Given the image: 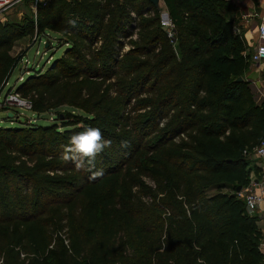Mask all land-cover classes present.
<instances>
[{
  "label": "trees",
  "instance_id": "obj_1",
  "mask_svg": "<svg viewBox=\"0 0 264 264\" xmlns=\"http://www.w3.org/2000/svg\"><path fill=\"white\" fill-rule=\"evenodd\" d=\"M162 1L171 36L148 0H45L30 19H0V91L20 37L61 49L14 89L55 118L3 107L0 264L262 263L257 216L235 190L264 135L245 38L225 0ZM62 106L84 114L68 121ZM87 127L112 146L78 171L64 148Z\"/></svg>",
  "mask_w": 264,
  "mask_h": 264
},
{
  "label": "rangeland",
  "instance_id": "obj_2",
  "mask_svg": "<svg viewBox=\"0 0 264 264\" xmlns=\"http://www.w3.org/2000/svg\"><path fill=\"white\" fill-rule=\"evenodd\" d=\"M159 5L161 6L160 10V20L165 19V12L166 8L164 6V3L162 0H159ZM33 11L34 9L30 6V0H20L16 2L13 6L5 10L1 15V20H12V21H19L22 22L25 19H30L33 17ZM53 37V36H51ZM128 45H125V48H127ZM57 47H53L51 51L48 52V50H45L42 38H36L35 34H29L24 35L20 37L18 40L15 41L13 47H12V54L14 56H18V61L13 69L12 73L10 74L7 83L3 87V89L0 91V123H6L3 119L5 118L4 112L8 109L3 108L10 107V109L15 111V114L19 115L21 119L27 120L32 119L34 122H39L44 119H47L48 121H52V119L55 118L54 110L49 111H41V112H34L29 107L31 106L28 99L22 98L19 94H17L18 98L23 102H18L14 99H10V95L14 94V89L19 84V81L22 79V77H25L27 70L31 68V66H38V65H46L48 63V60L51 58V53L58 54L61 49ZM124 48V49H125ZM8 91H11L7 93ZM3 102H6L5 104H2ZM57 110L59 111H68L72 114H74V117L68 118V121H71L72 119H75L78 115L84 114V112L80 109H73L71 107L64 108L59 107ZM11 111V110H10ZM7 115V114H6ZM63 116V114H61ZM13 116V115H12ZM11 116V117H12ZM56 120V119H55ZM58 123H63L60 120H56ZM45 122V121H44ZM212 191V190H211ZM262 253V252H261Z\"/></svg>",
  "mask_w": 264,
  "mask_h": 264
},
{
  "label": "crops",
  "instance_id": "obj_3",
  "mask_svg": "<svg viewBox=\"0 0 264 264\" xmlns=\"http://www.w3.org/2000/svg\"><path fill=\"white\" fill-rule=\"evenodd\" d=\"M228 4L225 17L233 21L239 33L243 35L247 44V51L251 52L257 42L256 26L264 18V0H225ZM264 73V60L250 63L243 77L249 81L251 90L257 99H264V89L260 86L259 78ZM251 165V163H250ZM257 216V227L261 232L259 248L264 249V198L258 207L250 212Z\"/></svg>",
  "mask_w": 264,
  "mask_h": 264
},
{
  "label": "built area",
  "instance_id": "obj_4",
  "mask_svg": "<svg viewBox=\"0 0 264 264\" xmlns=\"http://www.w3.org/2000/svg\"><path fill=\"white\" fill-rule=\"evenodd\" d=\"M20 0H0V15L13 6L16 2ZM45 0H30V6L35 9L36 5ZM161 23L167 27V35L171 36L172 23L168 17L167 12H165V19H162ZM257 42L254 49L250 52L249 62L259 63L264 60V18L260 19L256 26ZM260 86L264 89V73L259 78ZM18 93L10 95V99H14L18 102L21 101ZM252 166L257 169L255 171L251 170L249 175L248 183L241 187L237 194L242 197L245 203L246 210L250 213L254 211L260 201L264 198V135L259 139L257 144L252 147V149L247 153ZM262 252V264H264V249Z\"/></svg>",
  "mask_w": 264,
  "mask_h": 264
},
{
  "label": "clouds",
  "instance_id": "obj_5",
  "mask_svg": "<svg viewBox=\"0 0 264 264\" xmlns=\"http://www.w3.org/2000/svg\"><path fill=\"white\" fill-rule=\"evenodd\" d=\"M70 23L75 25V21ZM111 146L112 141L105 139L99 128L87 127L70 137V144L64 148L63 159L73 161L78 171L87 169L94 167L96 157ZM101 175H103L102 170L93 173L94 178ZM197 264H204V262L198 259Z\"/></svg>",
  "mask_w": 264,
  "mask_h": 264
},
{
  "label": "water",
  "instance_id": "obj_6",
  "mask_svg": "<svg viewBox=\"0 0 264 264\" xmlns=\"http://www.w3.org/2000/svg\"><path fill=\"white\" fill-rule=\"evenodd\" d=\"M154 7H156L159 11L161 10V6L159 5V0H148ZM242 76L236 77V80H241ZM6 114L8 117H11L13 115V112L10 110L6 111ZM240 189V185H236L235 190L238 191ZM262 264V263H260Z\"/></svg>",
  "mask_w": 264,
  "mask_h": 264
}]
</instances>
